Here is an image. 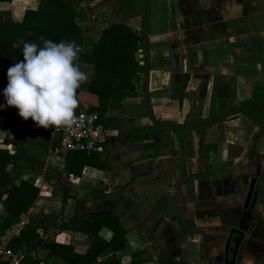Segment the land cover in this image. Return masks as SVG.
Masks as SVG:
<instances>
[{"label":"crops","instance_id":"obj_1","mask_svg":"<svg viewBox=\"0 0 264 264\" xmlns=\"http://www.w3.org/2000/svg\"><path fill=\"white\" fill-rule=\"evenodd\" d=\"M121 1L85 0L77 7L75 21L86 53L103 28L121 20ZM38 4L10 0L4 7L21 21L25 10ZM136 5L135 0L121 11L125 24L140 33ZM148 8V99L157 120L200 124L208 115L216 77L229 86L230 97L219 100L222 110L249 98L254 88L264 94V0H148ZM80 66L87 82L94 68L86 62ZM133 80L142 93L143 72H135ZM142 99V94L128 97L108 109L117 126L108 128L112 132L78 175L66 172L67 153L49 154L59 142V135L50 133L54 127L36 126L17 109H0V147L14 153L4 142L17 137V146L38 160L35 169L20 175L38 193L19 217L25 215L26 223L35 218L41 239L68 245L78 255L73 264H101L110 256L116 264H264V134L242 114L200 132L162 129L155 134L148 129L152 122ZM7 111L13 112L11 118ZM202 143L213 146L203 156ZM53 190L58 201L50 199ZM103 201L124 229V246L115 251L93 246L90 224L60 225L76 211L97 210ZM161 221L165 225L155 235ZM18 235L9 247L23 261L26 245L14 240ZM112 235L108 224L96 233L105 241ZM46 261L66 264L60 254Z\"/></svg>","mask_w":264,"mask_h":264},{"label":"trees","instance_id":"obj_2","mask_svg":"<svg viewBox=\"0 0 264 264\" xmlns=\"http://www.w3.org/2000/svg\"><path fill=\"white\" fill-rule=\"evenodd\" d=\"M9 1L0 0V89L7 82L6 69L17 60L23 59L20 51L22 42H35L40 46L42 45L40 37L52 41H74L81 49L77 62L79 64L80 62L90 63L94 68L89 80L82 83L76 90L80 107L75 110L84 109L96 112L99 121L106 128L117 126L118 120L112 116H107L106 113L111 107H118L126 98L140 95V91H138L133 80V74L138 71H144V65L139 63L142 59L137 57L138 49L143 48L141 43L142 33L132 31L125 24L126 16L121 11L129 8L135 0L121 1L119 8L121 20L113 22L102 29L98 38L93 42L90 53H86L83 50L82 28L75 21L77 7L85 0H38L37 9H26L21 21H14L10 16L9 10L4 7ZM136 1L137 10L135 13L140 16L142 0ZM148 23L149 8L147 5V27ZM228 89L229 86L225 79L222 77L215 78L208 115L201 120V123L207 122L232 108L243 107L264 125V94L254 88L249 98L239 104H230L229 107L222 110L218 108L219 100L230 97ZM0 103H4L2 95H0ZM2 109L15 110L16 108L6 105ZM229 117H232V115L223 120ZM18 125L19 123L14 122V127ZM148 129L155 134L162 131L154 124H151ZM202 130L197 131L200 132ZM177 131L190 130L178 129ZM260 131L264 134L262 130ZM17 141L18 138L15 137L6 138L4 142L12 145L14 153H11L5 147H0V230H4L16 221L20 214L27 213L38 193L32 181L20 178L24 171L35 169L38 160L29 158L17 146ZM209 147L213 146L208 143H202L199 154L203 156L206 148ZM92 151H68L64 162L66 172L78 175L83 165L92 156ZM8 166H10L9 169L7 168ZM67 197L65 194L63 199L65 200ZM55 223L56 220L53 217L51 224L54 225ZM78 223L92 226L91 235H94L92 240L95 248L110 247L115 251L119 247L124 246V229L120 225L117 215L112 209L107 207L105 201L95 211L88 213L74 212L67 222H63L60 225L67 227ZM103 224L112 226L113 235L109 241L102 240L96 236L98 229ZM185 225L186 227H191L192 223L187 222ZM36 228V219L30 216L18 237H14V240H21L26 245L23 264H37L40 261L47 262L46 256L53 254L64 256L66 264H73L72 262L78 259V255L72 254L68 245L41 239ZM116 263L117 260L110 256L101 264ZM0 264L6 263L0 261Z\"/></svg>","mask_w":264,"mask_h":264},{"label":"clouds","instance_id":"obj_3","mask_svg":"<svg viewBox=\"0 0 264 264\" xmlns=\"http://www.w3.org/2000/svg\"><path fill=\"white\" fill-rule=\"evenodd\" d=\"M39 39L40 46L22 42L23 59L6 69L0 109L14 106L21 118L30 117L44 128L71 126L78 104L76 90L88 79L77 62L81 49L74 41Z\"/></svg>","mask_w":264,"mask_h":264},{"label":"built area","instance_id":"obj_4","mask_svg":"<svg viewBox=\"0 0 264 264\" xmlns=\"http://www.w3.org/2000/svg\"><path fill=\"white\" fill-rule=\"evenodd\" d=\"M112 132L99 121L98 115L93 111L84 109L74 110V123L71 126L54 127L51 135L58 134L59 142L49 148V154H64L68 151H92L99 143ZM26 224V216L19 219L4 230H0V261L6 264H23L21 255L9 247L10 239L19 234ZM37 264H48L40 261Z\"/></svg>","mask_w":264,"mask_h":264},{"label":"water","instance_id":"obj_5","mask_svg":"<svg viewBox=\"0 0 264 264\" xmlns=\"http://www.w3.org/2000/svg\"><path fill=\"white\" fill-rule=\"evenodd\" d=\"M147 5H148V0H142L140 19H141V33H142L141 43L143 44V48L139 50L140 51L139 58L142 59L139 61V63L144 65V71H143L144 84L142 90V98H143L146 114L149 120L152 122V124H154L156 127L160 129H168V130H177V129L201 130L222 121L224 118L228 116L234 114H242L243 116L254 122L258 126V128L264 132V125L243 107L232 108L230 110H227L219 114L213 119L200 124H190V123L165 124L157 120L152 115L151 110L149 108V99H148L150 64H149V43H148V27H147ZM164 225H165L164 221L159 222V224L155 228L154 234L155 235L159 234L162 231Z\"/></svg>","mask_w":264,"mask_h":264},{"label":"rangeland","instance_id":"obj_6","mask_svg":"<svg viewBox=\"0 0 264 264\" xmlns=\"http://www.w3.org/2000/svg\"><path fill=\"white\" fill-rule=\"evenodd\" d=\"M135 9L137 10V5H136ZM140 94H142L141 91H140ZM12 116H13V112H11V111L8 112L7 111L6 117L7 118H11ZM209 127H211V126H209ZM209 127H207V128H209ZM204 129H206V128H204ZM50 199H51V201H53V200H57L58 201L59 195L57 193V190H53V193H52V196L50 197Z\"/></svg>","mask_w":264,"mask_h":264}]
</instances>
